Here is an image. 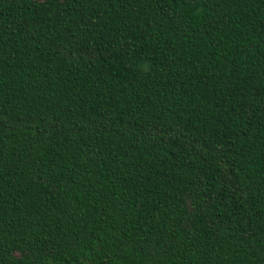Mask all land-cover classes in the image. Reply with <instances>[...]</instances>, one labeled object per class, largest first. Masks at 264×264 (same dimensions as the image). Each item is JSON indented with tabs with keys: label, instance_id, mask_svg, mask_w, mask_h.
Returning <instances> with one entry per match:
<instances>
[{
	"label": "trees",
	"instance_id": "16d2710c",
	"mask_svg": "<svg viewBox=\"0 0 264 264\" xmlns=\"http://www.w3.org/2000/svg\"><path fill=\"white\" fill-rule=\"evenodd\" d=\"M0 264H264V0H0Z\"/></svg>",
	"mask_w": 264,
	"mask_h": 264
}]
</instances>
